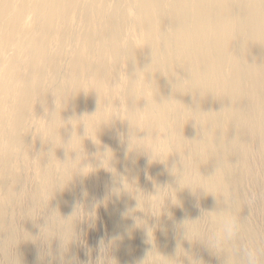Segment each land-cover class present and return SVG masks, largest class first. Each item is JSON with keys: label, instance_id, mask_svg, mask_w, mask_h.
I'll return each mask as SVG.
<instances>
[{"label": "rangeland", "instance_id": "1", "mask_svg": "<svg viewBox=\"0 0 264 264\" xmlns=\"http://www.w3.org/2000/svg\"><path fill=\"white\" fill-rule=\"evenodd\" d=\"M172 2L0 0V264H50L42 253L51 245L55 257L61 232L75 241L65 256L73 264L94 260L100 238L113 236L110 264H137L151 247L147 231L165 256L180 243L204 264H225L220 251L176 229L187 219L203 239L217 225L197 190L201 123L202 138H228L213 135L211 144L233 161L222 158L221 172L240 224L235 244L264 248V81L238 72L264 38V0H235L233 17L215 15L224 55L209 47L199 54L202 91L173 61L172 44L185 49L188 38L171 30ZM139 11L148 24H139ZM103 22L112 25L106 37ZM245 107L259 116L255 126ZM240 126L250 129L234 133Z\"/></svg>", "mask_w": 264, "mask_h": 264}, {"label": "bare ground", "instance_id": "2", "mask_svg": "<svg viewBox=\"0 0 264 264\" xmlns=\"http://www.w3.org/2000/svg\"><path fill=\"white\" fill-rule=\"evenodd\" d=\"M149 1L151 0H143V4L148 6ZM174 1L175 2L169 3L168 14L171 13V15L168 19V23L170 24L172 31H179L185 36V38H188V47L182 49L181 43H173L170 41V44L173 43L171 47L173 52V61H177L178 65L180 66L182 77L186 79L190 87L192 89L202 91L205 89L206 84L205 80L203 79V71L198 68L200 66V62L198 60L199 54L204 51V48L208 49L209 47L211 51L216 50L217 55H224V50L219 48V40L221 39L219 30L215 32H209L207 30V25L209 23L218 22L215 17V15L218 13L225 12L233 17L237 13L238 6L235 0H211L210 2H204L200 7H193L190 3L185 2L184 0ZM208 4L211 5L210 11L206 10ZM216 5H218L221 10L218 9ZM55 11L56 9H51L50 15L47 14V16L49 18L53 17ZM139 12V24H148L149 22L147 20L150 21V15H144L142 11ZM154 21L155 20H153V22ZM107 23L108 22H105L103 25L104 31L101 33V37H106L109 34V29L112 28V25H105ZM260 28L264 31V25L260 26ZM166 35L167 33L162 31L160 38H163ZM147 37V32L146 34H142V40L146 39ZM251 44H254V42H251ZM245 47L250 48L248 45H245ZM253 48L256 49V52L254 51L255 56H249V64L246 63L242 65L238 69V72L243 74L246 73L247 76H252V81L257 83L261 80L264 81V38L255 42ZM257 54H260L261 57L257 58ZM147 61H149L150 64H147ZM144 62L148 69V73H150L153 77L157 71L151 65L152 61L145 60ZM254 65H256V67H254ZM67 83L69 84V81H67ZM261 97H263L262 105L264 107V91H261ZM243 115H247L253 121V125L255 126L254 123L257 118H259V116L253 114V112H251L250 109L246 107L243 110ZM199 126L200 127L195 133V150H201V155L198 159H200V162L202 163L199 166V171H202L203 174L202 188L207 194L205 196L207 205L211 211V216L217 221L225 207H227V210L230 211L228 188H226L225 184L226 177H223L221 172V170L224 168L221 159L224 157L229 158L230 164H232L233 161L230 154L217 153L211 144V138L213 135H218L217 137H220L222 140L228 138L217 132H214V134H206V137L202 138V134L204 132L202 128L203 124L201 123ZM249 129L250 128L248 126H240L236 131H234V133H243ZM165 168L167 169L168 166ZM179 175H181V169H179L177 172V178ZM179 181L185 182L184 177L182 176ZM237 247L238 246L235 244L233 239L224 242L220 252L222 253L225 264H237L235 260V250Z\"/></svg>", "mask_w": 264, "mask_h": 264}, {"label": "clouds", "instance_id": "3", "mask_svg": "<svg viewBox=\"0 0 264 264\" xmlns=\"http://www.w3.org/2000/svg\"><path fill=\"white\" fill-rule=\"evenodd\" d=\"M219 28V23H209L207 25V30L209 32H215ZM197 190H202L203 193L207 195L203 188H198ZM77 204L81 203L77 202L74 205V208ZM197 206H199L198 203ZM186 221L187 219H184L176 226L179 236L189 242H200L211 254H218L224 242L236 238L240 232V224L238 223L236 216L228 211L227 207H225L222 214L216 221L217 227L213 231L208 232L203 239L198 238L199 227L196 225L189 226L185 223ZM190 233L192 235L191 239L189 238ZM118 238V236H113L106 242L105 239L101 237L96 245L95 250L97 255L95 259L93 260L90 256L87 264H110V261L114 258L109 256V251L112 246V242ZM55 240L58 242L55 257H53L51 245L47 247L46 253H42V255L46 254L50 258V264L52 260H55L57 264H73L75 258L73 257L66 260L65 256L66 253L69 252V244L74 243L75 241H70L63 232L58 234L55 237ZM147 242L151 245V247L145 252V255L137 261V264H185V259H187L188 264H199V262H203L204 264L202 259L192 256L180 243L177 244L175 255L165 256L161 254L157 250L153 232L152 237L150 238L147 231ZM181 248L183 251H180ZM90 253L91 249H89V254ZM157 254L164 257V259H159ZM235 260L237 264H264V248H261L254 241H246L236 248ZM15 264H20L18 257L15 258Z\"/></svg>", "mask_w": 264, "mask_h": 264}]
</instances>
